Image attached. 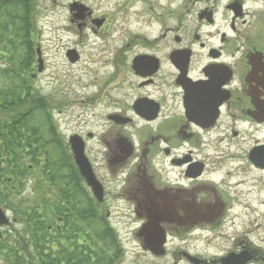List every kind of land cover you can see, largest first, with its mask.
Returning a JSON list of instances; mask_svg holds the SVG:
<instances>
[{
	"label": "flooded vegetation",
	"instance_id": "1",
	"mask_svg": "<svg viewBox=\"0 0 264 264\" xmlns=\"http://www.w3.org/2000/svg\"><path fill=\"white\" fill-rule=\"evenodd\" d=\"M51 14L84 101L44 93ZM262 191L264 0H0V264H264L229 233Z\"/></svg>",
	"mask_w": 264,
	"mask_h": 264
},
{
	"label": "rangeland",
	"instance_id": "2",
	"mask_svg": "<svg viewBox=\"0 0 264 264\" xmlns=\"http://www.w3.org/2000/svg\"><path fill=\"white\" fill-rule=\"evenodd\" d=\"M52 17H54L52 14L50 17H47L50 21H48V19L45 21L43 28L44 33H42L41 39L43 52L41 58L44 60L45 69L40 76V80L42 81L44 93L50 98H57V95H60L59 97L62 100L66 99L69 103L74 101H84L96 91V89L89 87L91 80L94 79L95 73L98 72L99 76L103 71V69H100L96 63L91 64L90 62L97 59L98 47L93 44H89L85 47L74 45L70 38L55 31ZM37 23L39 25V22ZM35 37L38 41L39 36ZM57 38L59 40H57ZM90 40H92L91 37ZM66 47H74L80 53V60L76 64L69 65L63 59L62 54ZM76 104V111L81 110L80 112H83L84 108L80 106V104ZM72 108L73 107H71L67 113L61 115L50 113L53 122L58 117L61 118L59 120L61 123L66 122V119L71 120L74 111ZM252 178L258 179L259 177L253 175ZM261 201H264V191L259 194H253L252 197H246L244 194V203H246L247 206L249 204L250 206L253 205L258 211H255V213L248 209H238L233 211L232 214H234V216L236 215V217L234 219V228L229 232H233L231 233V236L236 233L237 237L240 238L241 234L247 230H251L252 233H250V235L246 234L247 239L251 240L255 245L264 247V204L262 206L258 205ZM111 210L117 217L130 218L132 216L131 211L122 210L118 205H115ZM213 251L216 252L215 250H212V252ZM220 253L217 251L218 255Z\"/></svg>",
	"mask_w": 264,
	"mask_h": 264
},
{
	"label": "water",
	"instance_id": "3",
	"mask_svg": "<svg viewBox=\"0 0 264 264\" xmlns=\"http://www.w3.org/2000/svg\"><path fill=\"white\" fill-rule=\"evenodd\" d=\"M75 161H76V164L79 168V171H80V174L82 175V177L85 179L86 183L88 185H91L93 190H94V194L99 197L100 195V191L99 189L97 188V186L95 185V181H94V178L92 176V173L90 171V168L88 166V163L85 161L82 153L80 154H76L75 155ZM147 213L149 214V216L153 219L154 217L155 218H162L164 216H161L159 215V210H157V212H155V209H150L148 208L147 209ZM159 213V214H158ZM151 214H153V216H151Z\"/></svg>",
	"mask_w": 264,
	"mask_h": 264
},
{
	"label": "trees",
	"instance_id": "4",
	"mask_svg": "<svg viewBox=\"0 0 264 264\" xmlns=\"http://www.w3.org/2000/svg\"><path fill=\"white\" fill-rule=\"evenodd\" d=\"M33 52L31 50L28 51V56L26 58L27 62H29V64L32 62L33 59ZM6 73V72H5Z\"/></svg>",
	"mask_w": 264,
	"mask_h": 264
}]
</instances>
